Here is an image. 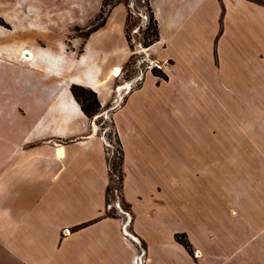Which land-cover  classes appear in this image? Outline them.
<instances>
[{
	"label": "crops",
	"instance_id": "crops-1",
	"mask_svg": "<svg viewBox=\"0 0 264 264\" xmlns=\"http://www.w3.org/2000/svg\"><path fill=\"white\" fill-rule=\"evenodd\" d=\"M150 3L159 41L145 52L167 78L150 71L136 88V78L125 82L119 87L126 90L125 101L111 113L123 151L122 197L136 240L125 238V219L107 214L111 178L106 143L71 91L73 85L91 89L101 104L97 118L107 115L115 92L112 72L131 56L123 34L126 9L114 7L82 47L69 48L65 34L54 47L38 46L37 33L0 38L1 52L33 64L31 70L38 73L21 96L27 103L0 108V115L11 117L10 134L0 130V141L14 146L11 156H0V264H210L217 256V251L209 252L216 244L208 240L209 228L219 227V221H211L209 209L205 214L197 205L200 191L186 185L210 179L215 167L195 159L178 167V143L188 147L193 142L184 137L178 141L177 122L181 118L185 124L186 116L200 114L203 104L208 106L210 97L221 92L234 94L235 104L253 99V80L264 90V0ZM117 10L123 13L124 45L121 51L106 50L108 23ZM101 35L106 40L92 46V39ZM12 117L22 123H13ZM198 117L200 133L226 131L220 122ZM221 142L204 146L217 149L214 157L219 158L225 140ZM178 233L187 234L191 252L176 240Z\"/></svg>",
	"mask_w": 264,
	"mask_h": 264
},
{
	"label": "rangeland",
	"instance_id": "rangeland-1",
	"mask_svg": "<svg viewBox=\"0 0 264 264\" xmlns=\"http://www.w3.org/2000/svg\"><path fill=\"white\" fill-rule=\"evenodd\" d=\"M119 1L120 6H123L126 11L127 9L131 11L128 26L126 25L127 13H125L123 28L124 36L127 33L131 39L132 48L129 47L131 56L123 65L121 74L116 76L112 72V75L116 77L115 92L106 109L107 115L102 118H97L95 115L92 119L100 128L109 157L116 163V178L110 177V190L107 192V213L112 217L125 219L127 223L129 221L125 224L124 236L126 239L136 240L130 232L129 224L132 215L129 205L122 197V189H116L121 167L120 161L116 158L118 154L115 149L118 148V144L111 113L120 108L125 101L126 90L120 92L119 88L122 84L136 78L132 85V88H136L146 72L162 70L158 68V63L155 64L152 57L145 52L147 48L142 44L144 31L150 24V12L146 7V0ZM101 6L102 0H0V38L19 37L26 32L37 33L39 34L36 39L38 46L54 47L65 34V41L69 48H73L74 45L82 47L88 30L96 23ZM122 24L123 13L117 10L108 23L109 27L105 35L108 40L105 45L106 50L121 51L124 45ZM101 37L102 35L92 39L91 45L103 43L106 38ZM27 47L32 48L29 45ZM31 65L33 64H22L10 60L6 52L0 51L1 109L29 101L28 99L24 101L21 96H24L25 88L31 86L32 79L36 80L35 76L38 75L36 71L31 70ZM225 81L231 86L229 77ZM11 95L18 97L17 100L10 99ZM233 95L225 91L220 95L211 96L208 106L203 104L200 108V114H189L186 116L185 124L181 118L178 120L177 126L180 128L177 131L178 141L184 137L193 142V145L188 147H181L180 142L178 143V167L188 166L194 159L203 166L211 168L214 165L215 167L210 174V179L186 183L187 187L200 191L198 194L200 201L198 200L197 205L204 208L205 214L209 209L208 218L211 221H219L220 224L219 227L209 228L211 234L208 241L216 244L214 251L209 252H218L217 256L211 257L213 260L209 263L261 264L264 262L261 254L264 251V90L261 89V84L253 80V99H242L241 104L238 101L235 104L231 100ZM197 110L196 108L195 112ZM223 111H225L224 114ZM8 116L0 115V130L3 135L10 134L7 127L11 117ZM198 116L204 121L212 120L216 125L220 122V127L225 126L226 131L200 133L196 130ZM12 122L22 123L20 117L15 120L13 118ZM174 132L172 131L173 135H175ZM223 139L225 140L224 148L219 149V158L214 157V150L217 151V149L212 147L206 149L204 146L207 141L220 140L222 143ZM13 148L11 142L0 141V156H11ZM218 164L220 170L217 168ZM178 188H180L179 183ZM177 197H179L178 194ZM200 197L204 198V203ZM189 199L191 200L190 197ZM188 205V209H191V203ZM201 214L199 212V215ZM194 236L195 240L202 242L201 236L197 234ZM180 237L186 241L187 246L181 243ZM175 238L189 252L193 250L194 246L186 233H178ZM136 242L140 250L144 249L143 242ZM193 256L196 260L199 259L198 251L193 252Z\"/></svg>",
	"mask_w": 264,
	"mask_h": 264
},
{
	"label": "trees",
	"instance_id": "trees-1",
	"mask_svg": "<svg viewBox=\"0 0 264 264\" xmlns=\"http://www.w3.org/2000/svg\"><path fill=\"white\" fill-rule=\"evenodd\" d=\"M146 3H147L146 7L150 12V24L146 27L144 31V34L142 37V44L145 48H149L153 44H155L157 41H159V30H158V23H157V20L155 19V15L151 7L150 0H146ZM119 4H121L119 0H102L100 14L95 20L96 23L93 24L92 27L88 30L85 36L86 39L89 37L90 34H92L93 32L97 31L98 29H100L101 27L105 25L107 17L111 12V9L118 6ZM126 5L128 7L127 3ZM130 14H131V11L127 9V17H126L127 26L129 25V22H130ZM125 38L128 43V46L132 48L131 39L127 35V33L125 34ZM152 73L155 76L160 77L162 79L167 78L166 74H164L162 71L153 70ZM71 91L74 97L76 98V100L80 103L84 114L89 119H92L95 115L99 114L101 110V104L98 100L97 94L94 91H92L91 89L85 88L83 86H79V85H73L71 88ZM116 138H117V144H118V148L115 149L116 153L118 154L116 158L120 161V167H121L120 176L118 177V185L116 186V189L119 190V189H122L123 181H124V175H123V170H122L123 151L121 149V143H120V140L117 134H116ZM107 163H108L110 177L116 178V173H115L116 163L111 159V157H109V155L107 158ZM109 190H110V186L108 187L107 192H109ZM108 216L112 217V215H109V214ZM180 241L185 246H187L186 241H183L182 238L180 239Z\"/></svg>",
	"mask_w": 264,
	"mask_h": 264
},
{
	"label": "bare ground",
	"instance_id": "bare-ground-1",
	"mask_svg": "<svg viewBox=\"0 0 264 264\" xmlns=\"http://www.w3.org/2000/svg\"><path fill=\"white\" fill-rule=\"evenodd\" d=\"M27 56H28V53H27ZM119 74H121V70L119 68H115L114 71H113V75L118 76Z\"/></svg>",
	"mask_w": 264,
	"mask_h": 264
}]
</instances>
